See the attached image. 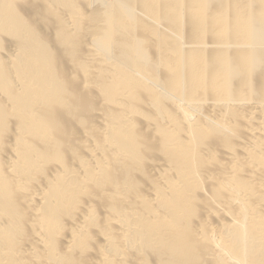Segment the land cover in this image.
Listing matches in <instances>:
<instances>
[{"label": "bare ground", "instance_id": "1", "mask_svg": "<svg viewBox=\"0 0 264 264\" xmlns=\"http://www.w3.org/2000/svg\"><path fill=\"white\" fill-rule=\"evenodd\" d=\"M0 264H264V0H0Z\"/></svg>", "mask_w": 264, "mask_h": 264}]
</instances>
